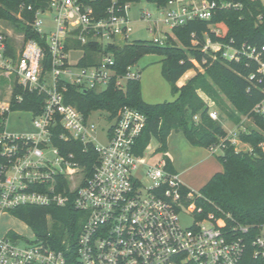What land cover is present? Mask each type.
Instances as JSON below:
<instances>
[{"label":"built area","instance_id":"2783aa9c","mask_svg":"<svg viewBox=\"0 0 264 264\" xmlns=\"http://www.w3.org/2000/svg\"><path fill=\"white\" fill-rule=\"evenodd\" d=\"M99 0H50L46 10H38L33 27L46 39L51 57L45 71V47L24 39L22 48L9 52V37L0 31V81L9 82V96L0 100V215L13 213L21 206H57L72 204L81 212V229L76 247L79 264H237L244 252L243 239L236 234L247 226L223 228L216 212L203 215L198 204L199 191L184 192L177 173L167 169V160L152 162L145 149L137 154L138 140L147 116L138 108L122 107L101 129L94 113L84 114L66 102L70 86L83 90H105L111 83L120 89L132 79H141L135 64L125 74H117L115 55L110 46L130 42L133 20L132 1L112 0L106 13L99 16L94 7ZM156 4V3H155ZM232 0H169L156 4L158 14L141 9L140 18L149 22L152 42L166 45L174 28L194 20H211L220 8L240 7ZM53 13V29L44 31L42 15ZM169 31H163L162 26ZM219 31V29H215ZM74 41L91 42L102 47L95 65L82 66L79 58L70 61L69 48ZM197 42V41H195ZM105 48H109L105 52ZM203 49L217 57L232 60L248 55L259 60L256 48L237 47L207 40ZM264 50V46L262 47ZM78 50V49H77ZM264 71V62H261ZM23 89L14 94L15 87ZM42 97V109L34 115L35 133L8 132L6 122L23 102L24 93ZM264 116V100L254 108ZM213 119L218 112L209 111ZM198 120V116H195ZM240 130H246L240 126ZM105 136L104 143L99 133ZM232 144L240 142L238 131L228 136ZM82 143L92 146L98 161L91 173L74 152L63 146ZM59 144V145H58ZM61 144V146H60ZM221 144L210 150H221ZM182 212L194 216V224L185 226ZM231 218V215H227ZM54 232L28 237L13 231L0 236V264H72L67 255L69 244L60 249L52 244ZM64 241V245H65ZM253 244L264 264V232Z\"/></svg>","mask_w":264,"mask_h":264},{"label":"trees","instance_id":"16d2710c","mask_svg":"<svg viewBox=\"0 0 264 264\" xmlns=\"http://www.w3.org/2000/svg\"><path fill=\"white\" fill-rule=\"evenodd\" d=\"M111 1L99 0L93 3L99 16L106 13ZM125 1L140 0H121ZM149 1L165 5L169 0ZM232 1L240 3L241 6L220 8L211 20H194L174 28L173 33H176L183 47L177 45L173 33L163 46L140 40L123 46H110L115 55L114 68L117 74H125L129 66L137 64L147 54L162 55V75L177 95L175 100L148 103L142 96L141 79H132L127 82L124 90L118 88L114 82L103 91L70 86L66 93V102L74 104L87 116L94 111H101L110 120L124 106L135 107L144 112L147 125L138 140L137 154H143L153 138L159 142L157 151L167 152L168 137L172 132H182L195 146L211 149L212 146L221 144V153L217 156L224 170L217 172L200 189L201 198L198 199V204L203 208V215L216 212L218 224L223 228L247 226L246 232L240 230L236 234L244 243V252L237 264H262V259L255 254L253 241L263 233L264 228V116L254 112L253 108L264 100V71L261 66V62H264V3L262 0ZM49 3L50 0H0V19L11 22L23 31L26 40H36L45 47V71L50 70L51 57L46 39L34 29L33 22L38 10H46ZM208 39L237 47L246 45L256 48L259 60L248 55H243L239 60H228L222 58L220 52L215 57L212 51L203 49ZM8 41L9 52L14 55L16 50L10 40ZM73 47L84 49L80 65L90 66L99 62L102 47L98 43L81 45L79 41H74L69 48ZM199 66L238 102L242 114L255 117L259 129L246 128L239 132L240 140L248 143L251 150L238 151L228 139L222 125L209 115V104L198 93L202 83H206L204 74L198 73L179 84L188 71L196 70ZM22 90L16 86L14 94ZM24 95L23 102L17 108L39 113L43 105L42 97L27 92ZM195 116H198V120H195ZM3 120L4 117L0 115V129ZM235 120L237 123L240 121ZM62 148L64 151L74 152L78 160L86 165L89 173L93 171L98 154L92 146L85 148L82 143L77 142L62 145ZM182 188L185 193L193 191L186 185ZM13 213L38 235L46 234L49 222H52V244L60 249H65L66 244H69L70 251L67 255L72 264H79L76 247L82 225L81 212L72 204L64 207L21 206ZM228 214L231 218L227 217Z\"/></svg>","mask_w":264,"mask_h":264},{"label":"rangeland","instance_id":"374dc122","mask_svg":"<svg viewBox=\"0 0 264 264\" xmlns=\"http://www.w3.org/2000/svg\"><path fill=\"white\" fill-rule=\"evenodd\" d=\"M264 3V0H262ZM148 8L152 12H157L156 4L149 0H140L139 2H132L130 9V17L133 20L130 42L140 41H152L153 35L149 30V22L140 18L141 9ZM45 24L43 26L44 31H50L53 29V13H45L42 16ZM163 31H169L167 26H162ZM0 31L4 32L8 37L15 49L22 48L24 44L25 34L23 31L17 29L11 22L0 19ZM173 38L178 46L183 47V44L179 41L176 33H173ZM83 55V50L73 49L70 52V61L76 63ZM162 55L159 54H147L142 57L136 64L142 70V92L144 93L148 101H173L176 99V94L172 91L171 84L162 75ZM198 73L204 74L206 77V83H202L201 88L198 89V93L206 102H208L210 110L218 112V119H215L226 130L228 136L234 130L240 128V123H243L245 128L259 129L257 121L254 116L242 114L238 108V102H235L232 97L225 91H223L215 80L205 74V69L200 67L196 70H190L184 75V80H188L191 77L196 76ZM9 82L0 81V100L9 96ZM101 119L99 113L93 114V119L99 123L101 129L107 125L106 114H102ZM235 119L240 121L237 123ZM7 130L12 133H35L37 128L35 126L34 115L29 111H13L7 122ZM238 131V130H237ZM240 130L238 131V133ZM101 142L104 143L105 136L103 133H99ZM152 148L158 145V140L153 138L151 141ZM264 147V144L262 145ZM238 151H249L251 146L248 143L240 140ZM218 150L217 152H220ZM148 158L151 159L152 154L149 152ZM200 191V190H198ZM181 221L185 226H192L194 224V216L189 213L182 212L180 215ZM52 228V222H49ZM20 233L21 235L33 237V229L25 222L21 221L12 213H5L0 215V236L5 235L8 231Z\"/></svg>","mask_w":264,"mask_h":264},{"label":"crops","instance_id":"0c3cea01","mask_svg":"<svg viewBox=\"0 0 264 264\" xmlns=\"http://www.w3.org/2000/svg\"><path fill=\"white\" fill-rule=\"evenodd\" d=\"M183 77L179 81L180 85L185 82ZM142 96L148 103L162 102L148 101L143 92ZM240 126H243V123ZM240 128L237 130L239 131ZM151 144L146 150L147 153L151 152L152 154L151 161L156 162L161 158H165L167 169L177 173L182 182L194 191L200 190L217 172L224 170V166L217 156L221 151L213 152L209 148L192 145L182 132H172L170 134L167 142V152L157 151L159 142L155 148H152Z\"/></svg>","mask_w":264,"mask_h":264},{"label":"water","instance_id":"95a60500","mask_svg":"<svg viewBox=\"0 0 264 264\" xmlns=\"http://www.w3.org/2000/svg\"><path fill=\"white\" fill-rule=\"evenodd\" d=\"M109 51V48H105V52H108Z\"/></svg>","mask_w":264,"mask_h":264}]
</instances>
